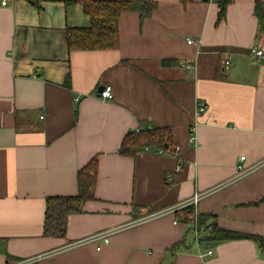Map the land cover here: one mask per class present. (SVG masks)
I'll return each mask as SVG.
<instances>
[{
    "label": "crops",
    "instance_id": "0c3cea01",
    "mask_svg": "<svg viewBox=\"0 0 264 264\" xmlns=\"http://www.w3.org/2000/svg\"><path fill=\"white\" fill-rule=\"evenodd\" d=\"M152 1L149 16L120 14L116 48L90 50L63 40L89 24L79 2L0 4V264L48 252L27 264H264L253 239L212 236L264 237V57L251 52L264 50V0H228L221 18V0ZM154 126L176 154L118 152L128 131ZM94 155L95 198L63 236L43 235L45 197L76 194ZM194 191L198 233L183 208L138 221Z\"/></svg>",
    "mask_w": 264,
    "mask_h": 264
},
{
    "label": "trees",
    "instance_id": "16d2710c",
    "mask_svg": "<svg viewBox=\"0 0 264 264\" xmlns=\"http://www.w3.org/2000/svg\"><path fill=\"white\" fill-rule=\"evenodd\" d=\"M38 5L37 0H30ZM187 2L190 0H181ZM228 0L219 2L220 10L218 17L221 18L225 12ZM79 2L85 14L89 16V24L86 26L66 27L63 40L69 50L71 49H110L118 45L117 21L122 12L138 11L140 17L149 16L155 7L152 0H67ZM262 6V7H261ZM264 12V5L256 2L254 9ZM264 18V13H262ZM64 84L68 86V75L65 76ZM162 148L163 151L172 150L170 142V130L167 127H150L138 131H128L118 148L122 155H134L146 148ZM97 158L91 157L83 164L77 172L78 191L73 195H48L44 201V216L42 233L49 236H63L66 231L68 217L71 213L82 210L87 200L95 198L94 187L97 176ZM188 214L192 211L191 205L183 208ZM207 217L201 213L197 215V226L204 224ZM212 236L217 240H228L237 238H251L264 250V237L258 234L243 233L233 230L222 229L213 226ZM176 248V247H175ZM173 248V249H175ZM172 264V263H169Z\"/></svg>",
    "mask_w": 264,
    "mask_h": 264
},
{
    "label": "built area",
    "instance_id": "2783aa9c",
    "mask_svg": "<svg viewBox=\"0 0 264 264\" xmlns=\"http://www.w3.org/2000/svg\"><path fill=\"white\" fill-rule=\"evenodd\" d=\"M8 2V0H0V4L4 5ZM187 41H191V39H187ZM251 52H254L256 53L257 55H260L262 57H264V50L260 49V48H256V47H251ZM226 63H228V60H225ZM188 66V65H186ZM99 95L101 96V98H104V99H110L112 98V88H111V85L110 84H104L102 89L100 90L99 92ZM203 106H204V102H201L198 109H203ZM139 127H136V129H134V131H138ZM162 148H157V152L160 153L162 152ZM179 151V147L178 145H174L173 148H172V152L174 154H176L177 152ZM241 159L244 158V155H241L240 156ZM182 164L180 161L177 162L176 166H175V170L178 171L180 170ZM258 166V165H256ZM239 171H241L242 167H238ZM247 169H252V167L250 168H247ZM239 173L236 174V176L238 175ZM241 174V173H240ZM167 178H171V175L170 173L167 174ZM204 193H201L199 191H194V193L188 198V199H185L183 201H180L179 203L171 206V207H167V208H164V209H159V210H156V211H153V212H150L148 213L145 217H140V219H138V221H141L143 220L144 218H149V217H153V216H157V215H161V214H164V213H167V212H175L176 214L182 209L184 208L185 206L187 205H191L192 207V211L189 213V218L191 219L192 221V224H193V227H194V231L195 233L197 232L198 233V226H197V204H198V201L199 199L202 197ZM176 221L180 219V215H177V218H175ZM99 237H102L103 240H107V238L105 237V234L104 233H99L98 235H94L91 236V237H85L84 239H81L75 243H72L70 244L69 246H72V245H76L79 243H82L88 239H98ZM51 252H48V253H42V254H37L33 257H29V258H25V259H22V260H17L16 262H14L13 264H27V263H30V262H34V261H38L40 259H42L44 256L46 255H49ZM212 253V250L211 249H208L205 254H211Z\"/></svg>",
    "mask_w": 264,
    "mask_h": 264
},
{
    "label": "water",
    "instance_id": "95a60500",
    "mask_svg": "<svg viewBox=\"0 0 264 264\" xmlns=\"http://www.w3.org/2000/svg\"><path fill=\"white\" fill-rule=\"evenodd\" d=\"M103 85L99 87V91L102 89Z\"/></svg>",
    "mask_w": 264,
    "mask_h": 264
}]
</instances>
